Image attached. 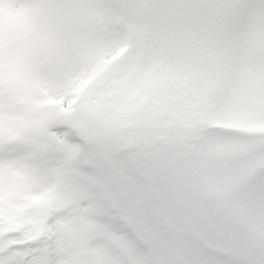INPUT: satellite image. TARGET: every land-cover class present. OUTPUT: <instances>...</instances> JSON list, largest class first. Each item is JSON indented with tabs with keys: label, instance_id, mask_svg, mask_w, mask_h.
Listing matches in <instances>:
<instances>
[{
	"label": "snow or ice",
	"instance_id": "6c2138e0",
	"mask_svg": "<svg viewBox=\"0 0 264 264\" xmlns=\"http://www.w3.org/2000/svg\"><path fill=\"white\" fill-rule=\"evenodd\" d=\"M0 264H264V0H0Z\"/></svg>",
	"mask_w": 264,
	"mask_h": 264
}]
</instances>
